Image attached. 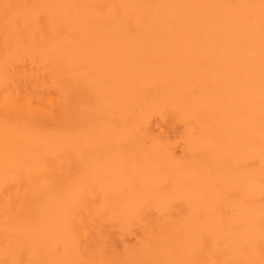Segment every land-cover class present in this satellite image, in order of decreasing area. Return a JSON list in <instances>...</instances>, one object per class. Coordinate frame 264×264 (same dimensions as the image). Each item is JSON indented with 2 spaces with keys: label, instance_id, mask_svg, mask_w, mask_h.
<instances>
[{
  "label": "bare ground",
  "instance_id": "bare-ground-1",
  "mask_svg": "<svg viewBox=\"0 0 264 264\" xmlns=\"http://www.w3.org/2000/svg\"><path fill=\"white\" fill-rule=\"evenodd\" d=\"M0 264H264V0H0Z\"/></svg>",
  "mask_w": 264,
  "mask_h": 264
}]
</instances>
